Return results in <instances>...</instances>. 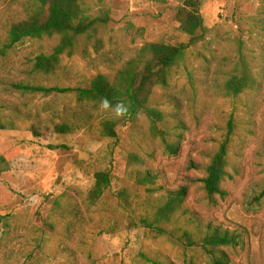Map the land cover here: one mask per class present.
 <instances>
[{
	"label": "rangeland",
	"instance_id": "374dc122",
	"mask_svg": "<svg viewBox=\"0 0 264 264\" xmlns=\"http://www.w3.org/2000/svg\"><path fill=\"white\" fill-rule=\"evenodd\" d=\"M21 2L0 0V117L12 126L0 132V157L7 165L0 175V220L6 223L0 264H186L189 256L205 264L202 258L196 263L195 252L183 257L182 248L131 225L149 196L127 167L131 154L142 160L138 170L156 176L160 193L186 186L189 212L244 233V246L227 251L232 262L264 264V0H202L204 42L188 49L168 85L156 88L150 99L162 114L158 128L167 139L179 140L176 155L164 152L143 115L118 125L117 139L109 140L99 125L115 116L113 110L80 107L72 94L44 96L21 87L76 88L98 72L113 75L144 43H185L187 37L173 25L179 0H85L92 15L109 12L100 34L103 49L99 55L91 51L88 60L79 54L63 58L51 76L35 73L32 64L53 42L24 40L6 48V26L21 12ZM239 44L259 86L228 98L223 87ZM231 116L232 178L222 184L225 198L209 203L199 181L203 172L190 164L207 163ZM60 123L75 130L57 135L54 127ZM103 170L112 174L111 186L87 213L84 200L93 175ZM73 208L76 218L67 213ZM67 224H74L70 233Z\"/></svg>",
	"mask_w": 264,
	"mask_h": 264
},
{
	"label": "trees",
	"instance_id": "16d2710c",
	"mask_svg": "<svg viewBox=\"0 0 264 264\" xmlns=\"http://www.w3.org/2000/svg\"><path fill=\"white\" fill-rule=\"evenodd\" d=\"M202 0H179L175 7L173 25L187 37L185 43L168 45L164 43H144L128 61L124 62L113 75L101 72L93 75L88 83L76 88L40 87L26 85L22 90L39 93L44 96L72 94L80 107L91 106L103 108L107 100L111 107L107 110L115 112V106L123 103L128 111L123 116L112 115L100 122L99 132L102 137L116 140V127L143 115L150 123V130L160 137L165 153L176 155L179 151V140L167 139L157 124H162V114L150 105V99L156 88L168 85L170 72L185 57L188 49L204 42L207 29L201 14ZM110 21L109 12L100 9L97 15L90 12V4L85 0H22L21 12L11 19L6 26V48H11L24 40L51 41L54 44L49 52L41 53L33 60L32 71L37 74L51 76L59 69L63 58H72L79 54L88 60L90 52L99 55L103 49L101 30ZM236 64L228 73L223 91L228 98H235L245 90L259 86L252 72V64L247 60L243 47L239 44ZM264 71V60L261 66ZM12 126L0 117V132L11 130ZM78 129V128H77ZM235 123L232 116L227 122V130L216 150L208 156L204 165L191 163L192 169L201 170L203 178L199 181L205 198L215 203L217 198L224 199L226 192L222 184L232 178L229 175V153L233 142ZM75 126L66 123L57 124L54 133L69 134ZM142 160L135 154L127 159V167H131L135 185L143 188L149 196L142 204V211L136 221L130 222L141 228L165 238L173 246L192 251L199 255L196 263L202 258L205 264H235L228 250L240 249L244 246V233L235 229L224 228L212 222L199 220L197 214L189 212L184 202L187 187L167 190L160 193L156 185V176L151 171L138 170ZM7 170L3 157H0V175ZM93 185L88 191L84 207L88 213L95 206L112 183V174L108 170L97 171L93 175ZM157 197L153 199V195ZM122 199V195L120 196ZM264 197V192L261 194ZM126 203L127 200L123 199ZM56 209L61 204L54 202ZM57 211V210H56ZM72 218L79 215L77 210L68 209ZM60 217L70 221L64 213ZM1 221V220H0ZM0 237L6 223L0 222ZM68 226L67 233H70ZM151 264H161L151 260ZM186 264H195L193 256H189Z\"/></svg>",
	"mask_w": 264,
	"mask_h": 264
},
{
	"label": "clouds",
	"instance_id": "9594fccd",
	"mask_svg": "<svg viewBox=\"0 0 264 264\" xmlns=\"http://www.w3.org/2000/svg\"><path fill=\"white\" fill-rule=\"evenodd\" d=\"M103 107L108 109L111 107L110 103L107 100L103 101ZM128 111L127 106L123 103L117 104L115 106V114L116 116H123Z\"/></svg>",
	"mask_w": 264,
	"mask_h": 264
}]
</instances>
